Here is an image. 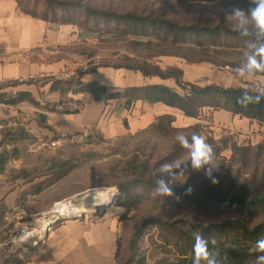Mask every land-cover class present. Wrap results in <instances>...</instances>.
<instances>
[{"label": "rangeland", "instance_id": "rangeland-1", "mask_svg": "<svg viewBox=\"0 0 264 264\" xmlns=\"http://www.w3.org/2000/svg\"><path fill=\"white\" fill-rule=\"evenodd\" d=\"M19 9L25 15H35L42 18L47 16L48 22L56 27L67 26L65 22H76L75 28L84 29L88 22L95 37L85 41H70L63 51L69 54L70 60H77L82 70L92 67L118 66L139 62L149 58L153 62H175L176 54L186 55L194 61L211 60L218 65L208 64L210 71L204 73V80L200 85L215 83L222 86H245L256 83L264 76L255 78H242L235 73L233 67H224L222 64H234L237 67L243 63V53L248 49L214 50L197 49L191 54L189 49L176 48L163 41L164 32L159 39L153 38L150 45L141 46L139 39L121 40L115 35L117 28L120 32L123 26L117 27L116 23L107 19L92 17L90 13H83L77 6H86L89 10L107 12L114 15L135 14L141 17H152L170 20L179 26L231 28V22L226 16L233 6L228 0L214 2H190L186 0H54L65 5L49 3L46 0H15ZM223 9V11H221ZM27 15V16H29ZM31 17V16H29ZM105 35L106 33H109ZM122 34V33H121ZM129 37L132 35L129 34ZM144 43L147 40L142 41ZM250 50V48H249ZM159 56V57H158ZM156 57V58H154ZM154 58V59H153ZM179 58V57H178ZM4 51L0 48V60H7ZM10 60V59H8ZM209 80V81H208ZM31 90L39 100L41 106L53 105L44 93L34 87H24ZM178 114V113H177ZM180 113L174 116L173 129L175 132L167 134H152L148 130L138 133L128 132L117 137H106L97 130L63 133L53 128L52 114L45 109L38 108L30 103L18 106L0 104V156L6 152L11 159L0 167V197L7 195V207L11 210L9 220L16 223L21 220L27 222L16 225L10 234L12 239H18L14 247L33 246L35 240L43 239L47 231L61 230L64 226L78 224L80 219L76 215H53L52 210L56 204L80 203L85 205L81 214L85 218L82 222L109 223V240L115 232L116 241L119 239L123 248V256L133 234L146 221L160 217L172 220L177 218L196 216L198 220L220 222L238 218V214L222 212L200 216L195 212L180 207L175 203L157 202L153 198L137 207L127 217L117 205L116 196L110 204L93 208L89 204L90 196L104 189L115 187L131 181L126 172L127 166L135 157H140L141 162L147 160L154 162L168 154L173 145L178 143L175 136L182 130L202 126L201 134L208 143L220 142L219 148L223 149L220 157L230 160L233 156L232 147H255L264 145V126L255 122L242 119L239 116L224 111L205 110L201 120L187 119ZM126 126V125H125ZM55 143V145H53ZM217 146V145H216ZM215 146V147H216ZM236 160H238L236 158ZM62 162H71L77 167L67 177L55 183L52 187L37 195L30 196L32 188L41 182L47 183L53 179L58 165ZM192 170V169H191ZM195 171V170H192ZM245 173V171H243ZM32 181V182H31ZM96 191V192H95ZM93 193V194H92ZM56 216V217H54ZM244 220L256 224L264 221V215L253 219L244 217ZM43 222V224H42ZM53 222V223H52ZM8 224H10L8 222ZM7 224V225H8ZM8 227V226H7ZM26 228V229H24ZM76 230V229H73ZM25 231L27 236L22 238ZM80 233V232H79ZM144 248H147L148 237L152 234L145 232ZM86 258H92L94 263L97 258L94 248L86 249ZM117 264V262H116Z\"/></svg>", "mask_w": 264, "mask_h": 264}, {"label": "trees", "instance_id": "trees-1", "mask_svg": "<svg viewBox=\"0 0 264 264\" xmlns=\"http://www.w3.org/2000/svg\"><path fill=\"white\" fill-rule=\"evenodd\" d=\"M46 1L51 4L65 5L54 0ZM186 1L214 2L217 0ZM228 1L229 5L238 6L245 10L250 6H254L250 5L249 0ZM77 7L83 13L92 14V17L107 19L108 22L114 21L117 27L123 26L122 34L117 32L119 28L114 33L118 35L116 38L121 40H127L128 38L139 39L141 46L150 45V41L154 37L159 39L162 32H164L163 41L165 43L176 48H192L193 50L189 49L191 54H194V50L197 49H248L250 52L252 51L250 45L256 43L253 37H241L227 26H179L170 20L141 17L135 14L114 15L112 13L89 10L83 5H78ZM29 16L48 22L47 16L42 18L35 17V15ZM75 23L74 21L65 22L67 25L76 26ZM85 26L84 29L78 28L79 40L85 41L96 36L88 29V22ZM108 34L110 32L105 35ZM129 34L132 37H129ZM144 40L148 42H142ZM173 56L179 57L189 64L208 63L215 66L218 65L217 62L211 60L194 61L191 59L190 54H176ZM130 61L131 64L128 66L118 65L112 68L140 72L144 77L149 78L156 77L161 80H173L176 87L151 85L117 90L101 86L98 83H84L81 80L82 76L93 74L100 68L99 66H90L86 70H81L72 76H65L63 79L46 78L41 80L40 78H33L0 85V104L18 106L23 103H30L38 108L45 109L46 112H55L57 110L49 105L43 108L33 94L28 91H8L10 88H16L21 85L44 87L50 84L49 91L51 93L59 92L61 96L90 94L97 102H123V107L126 110H131L137 102L142 101L149 104H163L179 110L187 118L196 120H201V115L205 110L224 111L233 116H239L242 119L255 122L259 126H264V100L259 104L250 105L246 109L237 103V98L244 91H253L254 86L251 84L226 87L215 83L193 84L185 81L183 71L177 67L163 69L160 67L159 61L153 62L149 58L142 59L139 62ZM222 65L224 67L237 68L234 64ZM258 75L264 76V74ZM174 121L173 116L164 115L157 118L146 130L149 129V132L154 135L175 132L173 129ZM201 131V125L182 130L189 139L193 132L201 134ZM209 144L213 146L215 152L217 169L214 170L213 175L218 180V183L213 184L206 177L203 170L192 171L188 150L176 143L165 157L160 160H154L152 163L149 160L141 162L140 157L133 159L126 169L131 181L119 186L120 195L116 196L117 205L123 209V217H127L137 207L152 198L157 202L175 203L180 207L195 212L198 217L222 212L238 214L239 217L210 223L200 221L196 216L172 220L160 217L151 218L146 220L133 234L126 256H123V246L120 240H117L115 255L117 264H193L192 247L194 237L192 234L196 231H199L206 238L215 237L217 239L223 264H256L255 256L259 253L249 254L248 249L255 244L256 240L264 237V221L252 224L244 220V217L253 219L264 215V145L255 147L234 145L232 147V158L226 160L220 157L223 151V149L219 148L220 142H211ZM10 159L7 153L4 152L0 156V167H3ZM172 161H180L182 166H188L185 177L174 181L170 185L174 193L181 196L179 202L173 197H163L154 194L155 170L162 163ZM76 167L71 162H62L58 165L55 176L53 174V179L47 183H45V180L36 184L32 188L30 196L40 195L55 183L67 177ZM156 175L159 178L162 174L157 173ZM188 186L193 188V192L191 195H184ZM10 215L11 210L0 202V228L6 226V218L8 224ZM25 222L27 220L21 221V223ZM7 226L1 231L0 235H2V232L6 233V239L10 241L13 237V234H10V230L15 227V223L12 222ZM146 231H150L152 234L147 239L149 246L144 248L145 238H147ZM11 247L12 245L7 243L8 251H10ZM1 262V264H25L26 261L20 258L19 249H16L13 253L7 252Z\"/></svg>", "mask_w": 264, "mask_h": 264}, {"label": "crops", "instance_id": "crops-1", "mask_svg": "<svg viewBox=\"0 0 264 264\" xmlns=\"http://www.w3.org/2000/svg\"><path fill=\"white\" fill-rule=\"evenodd\" d=\"M76 39H78V30L74 26H53L22 13L15 0H0V48L4 51V57L10 59L0 60V85L33 78L63 79L65 76L80 72L83 66L75 63L76 59L70 60L73 57L63 51L71 40L75 42ZM173 58L175 62L160 60V67L181 69L187 82L201 84L204 73L210 71L209 66H206L207 63L189 64L181 58ZM81 80L84 83H98L117 90L151 85L176 87L173 80L144 77L140 72L112 67H100L95 73L82 76ZM206 84L212 83L209 81ZM26 86L34 87L48 96L53 108L57 110L52 113L47 112L52 114L53 128L63 133L97 130L106 137L113 138L128 132L138 133L146 130L161 116L174 117L181 113L163 104H149L142 101L137 102L131 110H126L123 102H97L90 94L61 96L59 92L49 91L50 84L44 87L21 85L8 91L32 93L31 90L22 89ZM0 202L7 207V195H2ZM12 221L8 222L12 223ZM21 224V220H18L15 227ZM6 226L0 228V233ZM109 233V223L89 225L81 221L78 224L64 226L61 230L47 231L45 237L35 240L33 246H21L19 255L26 261L25 264H116L115 232L111 234V241ZM6 237V233L2 232L0 264L7 252L13 253L16 250L13 239L8 241ZM7 243L12 245L10 251L7 250ZM92 247L97 256L94 263L92 258L87 259L85 254L86 249L91 251Z\"/></svg>", "mask_w": 264, "mask_h": 264}, {"label": "clouds", "instance_id": "clouds-1", "mask_svg": "<svg viewBox=\"0 0 264 264\" xmlns=\"http://www.w3.org/2000/svg\"><path fill=\"white\" fill-rule=\"evenodd\" d=\"M250 6L247 10L238 6L232 7L226 18L231 22V30L241 37H253L256 43L250 45L252 51L243 53V63L234 69L235 73L242 78H255L258 74H264V0H249ZM223 11V9H221ZM264 100V78L255 85L253 91H244L237 98V103L248 108L250 105L259 104ZM178 144L188 150L191 169L203 170L206 177L213 184L218 183L213 172L217 169L215 164V152L213 146L206 138L193 132L189 139L183 132L175 136ZM187 165L182 166L180 161L164 162L154 172L155 187L154 194L163 197H173L177 202L181 196L174 193L170 186L174 181L185 177ZM157 173L162 174L157 178ZM193 188L188 186L184 195H191ZM119 189L112 187L104 189V199L101 204L109 203L113 197L119 196ZM193 264H223L220 256L218 241L215 237H205L199 231L194 232ZM25 233L22 238H26ZM249 254L259 253L255 256L256 264H264V237L256 240L255 244L248 249Z\"/></svg>", "mask_w": 264, "mask_h": 264}, {"label": "bare ground", "instance_id": "bare-ground-1", "mask_svg": "<svg viewBox=\"0 0 264 264\" xmlns=\"http://www.w3.org/2000/svg\"><path fill=\"white\" fill-rule=\"evenodd\" d=\"M103 199H104V191L99 192L95 195H91L90 200L88 202L93 208H95V207L98 208V207H103V206L110 204V202L113 200V198H112V200L109 203L101 204ZM84 205H85V202L84 203L80 202V203H76V204H72L70 202L69 203H61V204H58V206L54 209V211H55L56 215H58V216H65V215H69V216L70 215L71 216L76 215V216H78L84 212V209H82V208L80 209V207H82ZM54 217H56V216H54ZM42 224H43V222H42Z\"/></svg>", "mask_w": 264, "mask_h": 264}, {"label": "built area", "instance_id": "built-area-1", "mask_svg": "<svg viewBox=\"0 0 264 264\" xmlns=\"http://www.w3.org/2000/svg\"><path fill=\"white\" fill-rule=\"evenodd\" d=\"M85 69H87V66H85ZM66 77H67V76H66ZM53 145H55V143H54ZM58 204H59V203H58ZM58 204H56L55 207H54L53 210H52V214H53V215L56 214L55 211H54V209L58 206ZM25 233H26L25 231L21 232L20 236H21L22 234H25ZM16 242H18V239L13 240V243H16Z\"/></svg>", "mask_w": 264, "mask_h": 264}, {"label": "water", "instance_id": "water-1", "mask_svg": "<svg viewBox=\"0 0 264 264\" xmlns=\"http://www.w3.org/2000/svg\"><path fill=\"white\" fill-rule=\"evenodd\" d=\"M75 218H76V219H80V221H82V220H84L85 217H84L83 215H78V216H76ZM52 223H53V222H52Z\"/></svg>", "mask_w": 264, "mask_h": 264}]
</instances>
